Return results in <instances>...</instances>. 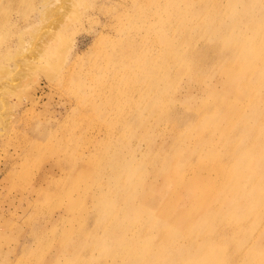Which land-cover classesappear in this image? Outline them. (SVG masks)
Segmentation results:
<instances>
[{"label": "rangeland", "instance_id": "1", "mask_svg": "<svg viewBox=\"0 0 264 264\" xmlns=\"http://www.w3.org/2000/svg\"><path fill=\"white\" fill-rule=\"evenodd\" d=\"M254 7L227 0H0V264H96L97 247L89 253L66 246L81 234L102 246L101 229L121 216L114 204L103 205L115 199L122 206L125 198L116 194L134 174L133 167H99V157L129 148L136 161L147 157L139 150L145 142L130 132L122 147L115 123L145 114L156 146L148 152L161 159L173 135L196 143L201 115L238 98L240 81L224 71L239 70V38L256 29L244 14L253 8L255 15ZM234 101L249 110L243 99ZM218 157L203 152L191 162L210 167ZM185 169L180 177L189 179L194 167ZM173 174L149 177L156 188L146 191L162 187L166 209L176 199L187 207L194 198ZM215 186L210 178L203 189ZM142 209L144 219L155 212ZM124 218L117 244L140 221Z\"/></svg>", "mask_w": 264, "mask_h": 264}, {"label": "bare ground", "instance_id": "2", "mask_svg": "<svg viewBox=\"0 0 264 264\" xmlns=\"http://www.w3.org/2000/svg\"><path fill=\"white\" fill-rule=\"evenodd\" d=\"M227 1L230 5H255V15L253 8L244 14L248 17L247 26L256 29L250 30L251 35L239 38L236 53L239 70L237 74L230 69L224 71L227 80L240 81L236 83L239 91L235 99L246 101L249 110L245 111L235 99L224 98L225 105L214 106L220 110L201 115L204 117L197 127L196 143L173 135L170 153L163 159L148 152L156 146L151 129L146 128L145 114L115 123L122 147H129L127 135L130 132L132 140L139 138L145 142L139 150L141 157H147L136 161L135 152L130 148L127 153L121 149L99 157V167H133V181L122 184V191L116 194L125 198L122 206L116 204L115 199L103 205L105 210H110L114 204V210L121 216L101 229L102 246H96L93 238L86 241L81 234L73 237L66 248H82L91 253L97 247L96 264H264V81L261 79L264 74V0ZM250 73H254L253 79ZM143 105L147 109L146 101ZM209 105L201 106H213ZM212 151L219 157L210 167L191 162V157ZM218 165L229 167L228 172H214ZM189 167H194L192 176L180 177ZM171 171L175 174L169 178L183 184L186 197L194 198L187 207L186 201L176 199L166 209L160 186L155 195L146 191L156 188L149 177L158 179L161 173ZM210 178L213 183L218 182V186L207 191L203 187ZM242 181L246 184L241 185ZM172 192L173 189L169 195ZM169 195L165 197L170 201ZM145 204L155 212L144 219L141 214ZM127 215L140 221L138 224L132 221L130 234L125 236L124 243L117 244L114 240L124 235L116 234L115 230L123 232L128 227L124 222Z\"/></svg>", "mask_w": 264, "mask_h": 264}]
</instances>
